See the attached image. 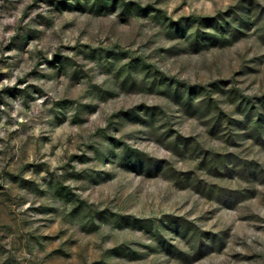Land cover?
<instances>
[{
	"label": "rangeland",
	"instance_id": "rangeland-1",
	"mask_svg": "<svg viewBox=\"0 0 264 264\" xmlns=\"http://www.w3.org/2000/svg\"><path fill=\"white\" fill-rule=\"evenodd\" d=\"M0 264H264V0H0Z\"/></svg>",
	"mask_w": 264,
	"mask_h": 264
}]
</instances>
